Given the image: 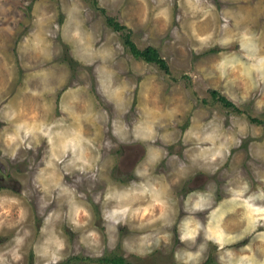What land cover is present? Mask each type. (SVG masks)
<instances>
[{"label":"clouds","instance_id":"obj_1","mask_svg":"<svg viewBox=\"0 0 264 264\" xmlns=\"http://www.w3.org/2000/svg\"><path fill=\"white\" fill-rule=\"evenodd\" d=\"M142 2L141 25L161 21L173 42L187 41L196 55L220 49L216 59L187 70L188 76L211 81V87L237 106L251 104L255 114H264V28L254 23L264 16V0H221V7L217 0ZM174 5L179 9L175 15ZM60 13L63 23L57 20ZM86 13L83 0H67L59 12L36 6L32 27L18 43V54H31L41 62L54 60L57 37L71 43L73 58L92 68L96 94L105 107L98 110L92 101H82L87 86L72 85L66 76L51 83L47 68L32 73L38 87L24 85L25 93L40 98L35 112L12 102L0 105V158L27 161L31 173L29 187L22 186L18 195L0 192V237L11 232L0 246V264H21L26 249L32 251L34 264H61L68 247L66 227L95 255L118 242L129 253L145 255L171 246L175 238L179 243L172 251L174 264H203L210 246L216 264H264V168H253L252 179L238 171L222 172L232 150L250 136H264V128L251 125L243 114L193 112L177 138L173 122L182 123L177 117L193 111L192 104L154 108L159 97L150 95L147 85L141 92L144 102L134 105L137 84L117 81L110 63L122 46L105 43L95 34L87 26ZM12 24L4 25L9 33L15 32ZM66 83L58 104L45 99ZM57 108L60 114L54 115ZM132 110L134 115L126 119ZM177 143L180 152L170 153L169 146ZM122 144H139L143 153L131 167L130 178L120 183L111 178L110 169L116 165L104 154ZM249 156L264 161V140L250 145ZM161 162L167 163V172L157 170ZM197 173L207 179L202 186L186 189ZM218 173L219 184L208 180ZM174 186L186 191L174 193ZM33 193L38 194L35 207L41 217L35 239L32 228L25 226L30 209L24 200ZM92 203L99 207L98 217ZM118 226L127 228L123 238Z\"/></svg>","mask_w":264,"mask_h":264},{"label":"rangeland","instance_id":"obj_2","mask_svg":"<svg viewBox=\"0 0 264 264\" xmlns=\"http://www.w3.org/2000/svg\"><path fill=\"white\" fill-rule=\"evenodd\" d=\"M254 2V0H249ZM62 3H67V0H29V3L25 5L24 0H0V105L8 102L18 104L20 107L26 109L28 112H35L40 104L39 97H33L30 94L24 92L25 83L30 84L32 87H38L39 81L32 76L34 71L41 68H47L51 74L50 82L55 84L58 78L67 77V80L72 85H85L86 91L81 93L83 100L92 101L97 109L105 107V101L102 97L96 94V80L95 75L91 67L85 66L73 58V46L71 43H65L59 37L53 42L52 52L54 54V60L41 62L40 58L34 57L31 54H18L17 46L23 35L32 27V12L34 7L40 8L47 7L50 12H59ZM227 4V3H225ZM83 5L87 8L88 24L95 34L100 36L105 43H111L115 45L119 43L122 47L118 49V55L114 62H110L111 66L116 69L117 81L122 79L127 80L129 83H136L137 89L134 95V105L142 104L144 101L141 97V92L145 86H151L150 95H158L159 101L153 102L154 108L165 109L169 106L183 107L185 103H191L193 111L183 112L182 115L177 117V120H182V123L173 122L175 127V135L177 138L180 136V132L186 128L189 124V117L193 112L197 116H203L207 112L215 110L221 115L236 114L245 115L249 123L253 126H260L264 128V114H255L251 107V104L237 106L234 104L225 94L221 91L211 87V81H205L201 79L193 80L186 74L189 69H194L197 64H208L212 60L216 59V54L220 49L213 47L209 48L199 55L192 53L187 48V41L180 40L173 42V38L170 34V30H164L161 21H153L148 25H141L139 23V17L143 11L142 0H83ZM223 6L220 0H217V7ZM179 9L174 5L173 14L175 15ZM13 17L16 18V23L12 24ZM107 17L113 18L116 22L126 27L123 30H114L112 26L107 23ZM57 20L60 23L64 22V15L60 13L57 16ZM255 26L258 28H264V16L254 21ZM12 24L15 29L14 33H9L4 25ZM131 24L132 27L128 25ZM173 24L176 21L173 20ZM129 33L131 40L134 42L137 48L144 49L147 46H152L158 52L159 56L164 59L167 64L168 71L162 69L154 62H146L142 58L134 57L129 48L124 43V36ZM57 53H59L57 55ZM13 61L15 62L13 65ZM28 65V66H26ZM11 75V79L9 78ZM69 85L66 83L63 88L57 90L54 95L46 96L45 99L52 100L55 104H58L63 96L64 90ZM212 90L217 92L216 95H212ZM222 95L232 104L227 106L218 100V96ZM77 107H81L78 105ZM109 107L110 105H106ZM59 109L57 108L54 115H59ZM134 115V110L130 111L126 115V119H131ZM173 125H170V127ZM88 132H91V128H87ZM107 134V133H106ZM264 140V136L253 138L248 137L239 146L234 148L232 153L224 165L225 175H232L235 172L252 179V170L256 167L264 168V161L254 160L249 156V147L255 140ZM117 148V147H114ZM113 148V149H114ZM134 148L139 150V154L143 153L141 145L137 144L132 148H126L125 153L121 157L119 163L120 168L123 167L121 163L125 156L130 155V151ZM170 152L181 150L179 143L177 145L169 146ZM120 154V150L118 151ZM31 154V153H30ZM20 155H23L21 153ZM105 158L112 161V150L110 153H105ZM4 158H0L3 160ZM38 159V154H37ZM17 161L6 162L3 168L0 165V175H4L7 179L15 180L19 187L26 186L29 181L31 173L27 170V161L24 164ZM0 163H3L0 161ZM123 164V165H122ZM9 167V168H8ZM13 167V169H10ZM23 169H25L23 171ZM158 171H168V167L165 162H161L158 166ZM114 171V167L110 169ZM26 174H23V173ZM113 176V175H112ZM29 177V178H28ZM112 178V177H111ZM213 180L221 182V174L212 176ZM6 179V180H7ZM66 179H69L66 177ZM113 179V178H112ZM14 181V182H15ZM102 185H97L101 187ZM255 187V181H253ZM25 187V188H28ZM78 187H80L78 185ZM180 186H174L173 191ZM21 188H5L0 186V192H8L11 194H19ZM219 195V193H218ZM38 198L37 193L24 200L25 206L29 207L30 215L25 222V226L31 227L33 231L32 239L38 236V226L41 222V217L36 212V201ZM90 200V196H89ZM94 217L99 216V207L95 204H91ZM99 225V218L97 219ZM121 232V237L127 232L125 226H118ZM100 231L103 232L102 227ZM129 236L133 235L128 233ZM11 236V232L7 235L0 237V246L4 240H7ZM65 239L68 242V247L65 249L66 259L61 264H111L109 260L115 256H122L124 259L132 260L133 264H174L172 251L179 241H175L171 246H162L155 249L151 253L145 255H138L135 253L127 252L118 242L115 248L104 247L101 254L95 255L89 250H85L79 245L76 235L71 230L65 228ZM245 240L239 242L244 243ZM207 258L203 264H216L215 251L212 246L209 247L206 253ZM134 258H138L139 261H133ZM21 264H34V255L30 249H26Z\"/></svg>","mask_w":264,"mask_h":264},{"label":"flooded vegetation","instance_id":"obj_3","mask_svg":"<svg viewBox=\"0 0 264 264\" xmlns=\"http://www.w3.org/2000/svg\"><path fill=\"white\" fill-rule=\"evenodd\" d=\"M137 144H134V145H120V147H117V148H114L112 149V161L115 163V167H114V171L113 172V180H116L117 182H120V183H123V182H126V179L127 178H130L129 177V172H130V169L131 167L133 166V164L135 163V161L137 159H139V157L142 155V154H139V150L136 148H134V150H131L130 151V155L129 156H125L124 160L121 162L123 163V167L124 168H120V159L121 157L123 156V154L125 153V150L126 148H132L133 146H136ZM120 150V154L118 153V151ZM170 152V151H169ZM177 153L180 152V150H177L175 151ZM171 153V152H170ZM1 162L3 163H0V165L2 166V168L7 165L6 162H8V160L6 159H3V160H0ZM25 162V161H24ZM24 162H21V161H18L19 164H24ZM10 163H13L10 162ZM165 165L167 166V163L165 162ZM168 167V166H167ZM9 168V167H8ZM10 169H13V167H10ZM2 170V169H0ZM25 169H23L24 171ZM28 170V169H27ZM29 171V170H28ZM164 172V171H162ZM28 173V172H26ZM25 172L23 174H26ZM30 173V171H29ZM31 175H29L30 177ZM28 177V178H29ZM7 178L4 176V175H0V186L1 187H5V188H13V186L15 188H21L19 187L18 183L15 181V180H11V179H7ZM207 179V177L205 176V174L203 173H197L193 178L192 180L185 186L186 189L187 188H191V187H199V186H202L203 182ZM208 180L209 181H212L213 178L212 176H209L208 177ZM15 181V182H14ZM217 182V181H216ZM218 184L220 182H217ZM28 182L26 184V186L24 187H28ZM186 189H184L182 186H180V188L176 189V192L175 193H182L184 191H186Z\"/></svg>","mask_w":264,"mask_h":264},{"label":"trees","instance_id":"obj_4","mask_svg":"<svg viewBox=\"0 0 264 264\" xmlns=\"http://www.w3.org/2000/svg\"><path fill=\"white\" fill-rule=\"evenodd\" d=\"M107 23L113 27L114 30H123L126 29L125 26L119 24L116 22L113 18L107 17ZM124 43L129 48V51L134 57L142 58L146 62H154L157 65H159L162 69L165 71H168V67L166 62L163 58H161L158 54V52L153 48L152 46H147L144 49H139L136 47L134 42L131 40L129 33H126L124 36ZM212 95H216L217 92L215 90H212ZM218 100L222 102L223 104H226L227 106L231 105L232 103L227 100L224 96L219 95ZM138 258H134L133 261L137 260ZM111 264H133L132 260L124 259L122 256H115L111 260H109ZM139 261V260H137Z\"/></svg>","mask_w":264,"mask_h":264},{"label":"crops","instance_id":"obj_5","mask_svg":"<svg viewBox=\"0 0 264 264\" xmlns=\"http://www.w3.org/2000/svg\"><path fill=\"white\" fill-rule=\"evenodd\" d=\"M220 2H221V0H220ZM225 3H228V0H225Z\"/></svg>","mask_w":264,"mask_h":264}]
</instances>
